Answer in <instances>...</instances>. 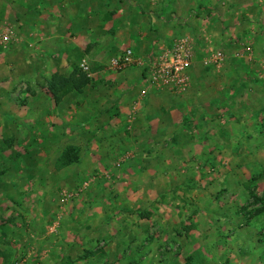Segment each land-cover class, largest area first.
<instances>
[{
  "label": "rangeland",
  "instance_id": "1",
  "mask_svg": "<svg viewBox=\"0 0 264 264\" xmlns=\"http://www.w3.org/2000/svg\"><path fill=\"white\" fill-rule=\"evenodd\" d=\"M34 9L40 37L91 36L86 21L103 29L113 18L118 34L138 42L112 59L131 50V66L118 70L109 62L116 81L135 87L124 99L125 126L148 90L157 103L189 97L193 83L210 84L211 91L191 96L201 97L208 121L199 128L211 137L178 130L167 136V148L156 138L148 153L129 150L132 140L121 129L105 143L65 138L63 125L47 119L71 115L55 109L52 77L34 88L43 76L34 74V51L51 59L50 43L35 49L1 24L0 264H264V0H34ZM180 38L193 48L187 90L154 93L148 67ZM218 53L220 64L207 63ZM94 71L81 60L74 72L90 84L99 80ZM70 90L63 97L78 94ZM79 107L76 123L99 111ZM88 138L96 147L80 153V164L55 165L63 139L78 145Z\"/></svg>",
  "mask_w": 264,
  "mask_h": 264
},
{
  "label": "crops",
  "instance_id": "2",
  "mask_svg": "<svg viewBox=\"0 0 264 264\" xmlns=\"http://www.w3.org/2000/svg\"><path fill=\"white\" fill-rule=\"evenodd\" d=\"M7 10L8 12L6 13ZM39 17L40 16H38L34 9V0H0V25L3 23L9 24L10 32L13 38L20 36L21 41H34L35 49L40 43L47 41L50 43L51 47L49 54L54 53L53 56L51 55V59H39L36 51H34V60H38L36 62L39 65V68L34 71V74L43 75L40 77V81L35 83L34 88L42 87L43 85L41 82L45 81L44 79L49 80V78L54 74H58L60 76H67L71 74L78 68V64L81 60H86L88 65L95 70L94 72L99 78V80L94 83H90L81 88L80 93L76 96L71 94L68 97H62L58 102L59 105H55V109L59 108V110L67 107L66 114L71 115L66 116L65 114L66 117L60 116L53 119L52 116H47V119L57 122L58 125H60V123L63 125V128H61L64 129L61 134L62 136L65 138L99 137L101 140L100 142L102 143L103 138L114 136L115 133L118 135L120 134L119 132L121 129L123 131V134L121 135L126 137L128 136L129 141L132 140L130 142L131 147L129 150L132 152L140 151L142 153L151 152V147H153V145H159V143H155L156 138H161L163 143L160 144V146L167 148V136L175 134L178 130L188 131V129H192L193 134L191 133L189 136H199L203 141L208 142V138L211 137V133L207 131L208 129L201 130L199 128V124L202 127L207 124L208 112H206L204 105L201 106V97L195 98V96L191 95L196 89H200L205 92L211 91L210 84L205 85L204 81H201L200 83H193L191 88H189V97L175 99L163 97V99L160 98L157 103L154 101V97H149L150 92L148 90L146 98L142 101H137L139 104L138 112L133 116L131 121H125L128 122L125 126L123 120L127 119V114L124 111L128 109L126 107H128L130 103L126 104L124 99H126V94L129 93L130 90H134L135 87L133 84L128 85L116 81L114 71L109 68V62L120 54V50L124 45H134L136 43L135 39L124 37L121 33L118 34L119 32H117L115 27H113V18L102 21V24H104L103 29H100L99 23L95 24L89 23V20L86 21L87 23L85 26H89L87 32L92 33L91 36H80L77 34L76 38L74 37L73 40L66 38L60 39L61 37L57 35L40 37L42 36L43 29L42 23H38V21L41 20V18L38 19ZM34 20L36 27H34ZM71 27L78 29V24H72ZM71 27H67L63 29V31H65V33L70 32V29L72 30ZM115 33L118 36L114 37L113 35ZM34 35L36 37H34ZM20 40L18 37L17 41ZM137 45L138 42L136 43V46ZM150 47L149 50L152 48ZM155 49L156 48H153V50ZM205 69L206 68H203L204 71ZM139 73L140 72H138L137 75L138 78L136 85L140 84L142 86V84L144 85L143 78L145 75L142 76ZM126 88L129 89L128 92L126 90L121 92L124 97H122V95H115L117 90ZM218 90L220 91V88ZM153 92L159 94L167 93L165 90H158L157 88H154ZM48 101V103H50L49 99ZM78 105L80 106L78 109L79 113H81V109L83 108H85L86 111H91V107H96L99 111L94 113V115L89 114L90 116L85 119H80V123H76L73 121L72 114L76 112V106ZM204 112L205 115L202 114ZM48 113L50 112L48 111ZM191 116L194 117L191 118ZM190 120L194 121L193 127L188 126V121ZM184 122L186 123L184 124ZM123 126L127 127V132H124ZM47 130L51 132L52 125ZM90 138L85 139L83 144H78L79 146L63 139V144L57 148V151H61V153H63L67 147L75 146L79 151V159L76 164H80L82 162L80 153L85 151H94L93 149L96 147L90 142ZM138 138L146 140H144V142L142 141V144ZM55 165L57 166V163H55ZM63 168L65 169L68 167ZM126 179L129 180L130 177H126ZM115 221H118L117 217Z\"/></svg>",
  "mask_w": 264,
  "mask_h": 264
},
{
  "label": "built area",
  "instance_id": "3",
  "mask_svg": "<svg viewBox=\"0 0 264 264\" xmlns=\"http://www.w3.org/2000/svg\"><path fill=\"white\" fill-rule=\"evenodd\" d=\"M220 53L214 56L213 62L220 64L222 61ZM193 48L192 42L188 38H180L173 42L170 48L161 50L157 58L148 67L147 81L150 86L158 89H168L178 94L186 92L189 84V70L192 66ZM132 64V52L126 50L119 58L112 60V67L122 70ZM82 71L87 72L89 69L83 61L80 65ZM71 196H65L68 200Z\"/></svg>",
  "mask_w": 264,
  "mask_h": 264
},
{
  "label": "trees",
  "instance_id": "4",
  "mask_svg": "<svg viewBox=\"0 0 264 264\" xmlns=\"http://www.w3.org/2000/svg\"><path fill=\"white\" fill-rule=\"evenodd\" d=\"M86 85H88V80L84 75L78 72H73V74L67 78H64L58 74H54L51 80L47 83L48 90L56 103L61 100L63 95H66V93H71L70 89L76 93H80L81 88ZM78 159L79 151L76 148L69 146L64 150L63 153H61V156L59 159H57L56 163H60L63 167H70L76 164ZM3 257L5 258V256Z\"/></svg>",
  "mask_w": 264,
  "mask_h": 264
}]
</instances>
